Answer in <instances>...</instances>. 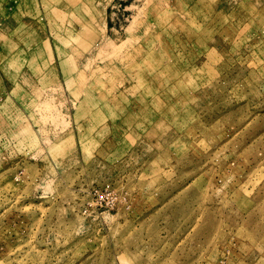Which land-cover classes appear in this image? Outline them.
<instances>
[{"label": "rangeland", "instance_id": "rangeland-1", "mask_svg": "<svg viewBox=\"0 0 264 264\" xmlns=\"http://www.w3.org/2000/svg\"><path fill=\"white\" fill-rule=\"evenodd\" d=\"M0 264H264V0H0Z\"/></svg>", "mask_w": 264, "mask_h": 264}, {"label": "bare ground", "instance_id": "bare-ground-1", "mask_svg": "<svg viewBox=\"0 0 264 264\" xmlns=\"http://www.w3.org/2000/svg\"><path fill=\"white\" fill-rule=\"evenodd\" d=\"M141 54H142V52H140V51H138V52H136V54H135V57H134V60H133V62H132V65H131V67L129 66V63H128V65L126 66V67H123V69H122V72H123V74L125 75V79H124V81H130L131 79H133V75H134V73L131 71L132 69H139L140 67H141V65H140V56H141ZM131 61V60H130ZM172 74V73H171ZM146 75H143L142 77H139V76H136L135 75V78L137 79V78H144ZM129 77H131V79L129 78Z\"/></svg>", "mask_w": 264, "mask_h": 264}, {"label": "crops", "instance_id": "crops-1", "mask_svg": "<svg viewBox=\"0 0 264 264\" xmlns=\"http://www.w3.org/2000/svg\"><path fill=\"white\" fill-rule=\"evenodd\" d=\"M135 73L138 74L140 77H142L143 75H146L144 78H142V80L146 79V77L148 76V73H142V72H139V71H136ZM140 79H141V78H140ZM140 79H139V80H140ZM135 80H136V79H135ZM135 80H134V81H135ZM137 80H138V79H137Z\"/></svg>", "mask_w": 264, "mask_h": 264}]
</instances>
